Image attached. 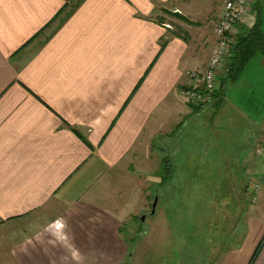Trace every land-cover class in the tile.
Returning <instances> with one entry per match:
<instances>
[{
  "label": "crops",
  "instance_id": "obj_1",
  "mask_svg": "<svg viewBox=\"0 0 264 264\" xmlns=\"http://www.w3.org/2000/svg\"><path fill=\"white\" fill-rule=\"evenodd\" d=\"M224 3L0 0V264H137L121 230L136 216L147 175L161 192L151 217L162 208L166 222L176 217L180 190L213 191L176 177L202 174L200 163L187 168L183 159L189 144L207 157L205 117L251 127L247 138L239 134L245 145L236 156L242 167L254 165L251 152L264 146L262 55L201 111L183 97L186 72L203 71L216 49ZM257 25L264 33V0H251L238 32ZM200 201L205 208L213 200ZM61 217L79 260L49 239ZM238 236L208 264H250L264 220H250ZM253 264H264V245Z\"/></svg>",
  "mask_w": 264,
  "mask_h": 264
},
{
  "label": "rangeland",
  "instance_id": "obj_2",
  "mask_svg": "<svg viewBox=\"0 0 264 264\" xmlns=\"http://www.w3.org/2000/svg\"><path fill=\"white\" fill-rule=\"evenodd\" d=\"M228 65L229 63L223 70L227 69ZM218 79L221 82L220 77ZM202 126L203 130L206 127L209 128V132L205 134L206 140L209 141L207 145L210 148L207 157H203L202 149L197 150L194 147L195 150H193V145L189 144L186 145L185 150L191 152L190 156L183 159V162H188L187 168H191L194 163H200L202 174L195 177L192 175H177L176 177L182 182L207 184L213 191L208 189L196 192L180 190L179 202L173 213L176 217L173 221L164 220L165 210L162 208L159 211L161 217H151L157 194H161L160 190H156V179L151 173L153 172L151 168V172L149 171L151 174L146 176L147 190L141 192L143 198L141 205L136 207V216L123 227L124 237L131 244L133 252L138 253L131 260L132 263L174 264L177 259H180L178 261L180 264L217 262L225 251L231 249L239 241L238 235L241 232L246 233L250 220L259 217L264 220V146L261 144L255 147L253 150L255 152H251L254 159H249L254 165L245 168L241 166L243 161L238 158L237 150L245 145L239 134L243 132L247 136H242V138H247L252 131L251 127L244 125L239 128L231 120H224L222 117L215 122L205 117L202 119ZM197 129L196 127L189 128L193 134L191 138L198 137L201 130L197 132ZM216 137H220L223 141L218 142ZM199 145L204 144L200 142ZM258 147L263 151L260 155L256 154ZM216 150H220L221 155L217 156ZM237 153L238 156H236ZM154 161L153 158V163ZM165 177H167L166 174ZM168 177L170 181L173 174ZM256 185L259 186V191L257 201L254 202L253 188ZM166 193L171 195L170 191H164V198H166ZM208 196L213 200L212 206L209 204L205 208L199 207L200 200L204 202L206 197L209 198ZM189 200L192 201L189 203ZM197 202V207L193 206ZM168 209L171 210L170 207ZM143 216H145L144 222L142 221Z\"/></svg>",
  "mask_w": 264,
  "mask_h": 264
},
{
  "label": "built area",
  "instance_id": "obj_3",
  "mask_svg": "<svg viewBox=\"0 0 264 264\" xmlns=\"http://www.w3.org/2000/svg\"><path fill=\"white\" fill-rule=\"evenodd\" d=\"M251 0H225L222 12L215 24L217 38L214 50L203 71H187L184 99L199 106L213 104L219 90V74L229 63L235 38L239 34L238 26L250 10ZM259 186L253 188V201H257Z\"/></svg>",
  "mask_w": 264,
  "mask_h": 264
},
{
  "label": "trees",
  "instance_id": "obj_4",
  "mask_svg": "<svg viewBox=\"0 0 264 264\" xmlns=\"http://www.w3.org/2000/svg\"><path fill=\"white\" fill-rule=\"evenodd\" d=\"M182 19L188 21L186 18ZM258 54L264 57V33L259 25L254 26L249 31V33L244 36L240 34L236 36L235 44L233 45L231 58L229 60V65L227 68V76L225 80L221 81V86L217 94L224 91L223 85L226 81H229L233 84L237 83L247 66ZM201 108L202 106H197L196 110H200ZM169 175L170 174L168 172L166 175L167 177L165 178H168ZM121 233H123V230H121ZM263 245L264 238L259 244V247L256 250L250 264H253Z\"/></svg>",
  "mask_w": 264,
  "mask_h": 264
},
{
  "label": "clouds",
  "instance_id": "obj_5",
  "mask_svg": "<svg viewBox=\"0 0 264 264\" xmlns=\"http://www.w3.org/2000/svg\"><path fill=\"white\" fill-rule=\"evenodd\" d=\"M55 229V231H51V228ZM67 223L66 221L61 217L57 218L55 221L52 222V225L49 227V239L50 241H55L59 243L62 247H65L68 249V251L71 254V257L73 260H79V251L75 248V245L69 246V244H66V241H69V235L66 231ZM32 241H29L31 243ZM38 242V241H37Z\"/></svg>",
  "mask_w": 264,
  "mask_h": 264
},
{
  "label": "water",
  "instance_id": "obj_6",
  "mask_svg": "<svg viewBox=\"0 0 264 264\" xmlns=\"http://www.w3.org/2000/svg\"><path fill=\"white\" fill-rule=\"evenodd\" d=\"M157 203H158V199L156 198L152 207V212H151L152 215H154L156 212ZM142 221H145V216L142 217Z\"/></svg>",
  "mask_w": 264,
  "mask_h": 264
}]
</instances>
